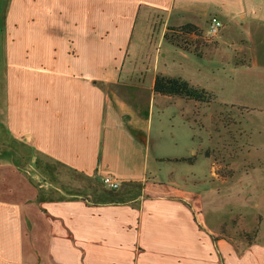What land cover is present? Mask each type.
<instances>
[{
	"label": "crops",
	"instance_id": "0c3cea01",
	"mask_svg": "<svg viewBox=\"0 0 264 264\" xmlns=\"http://www.w3.org/2000/svg\"><path fill=\"white\" fill-rule=\"evenodd\" d=\"M0 14V264H264L261 215L249 241L255 226L224 207L233 194L247 206L248 188L232 192L193 147H150L152 106L164 115L176 98L184 118L193 102L155 94L157 73L216 96L226 78L264 85V0H8ZM211 16L222 27L198 54L164 37L207 32Z\"/></svg>",
	"mask_w": 264,
	"mask_h": 264
},
{
	"label": "rangeland",
	"instance_id": "374dc122",
	"mask_svg": "<svg viewBox=\"0 0 264 264\" xmlns=\"http://www.w3.org/2000/svg\"><path fill=\"white\" fill-rule=\"evenodd\" d=\"M7 1L0 0V13ZM156 25L158 26L157 22ZM174 32L173 29L170 33L176 37L181 47H191L197 54L199 47L195 45V42L200 40L205 44L210 42L209 45L213 43V36L203 32L200 27L193 30L196 35L202 36L200 39L194 38L191 33L186 34V31L176 35ZM156 38L155 35L152 39V47L150 46L152 50L157 44ZM136 40L137 37L134 41ZM194 58L198 61L197 57L194 56ZM0 63H3L1 54ZM219 73L223 74V72ZM141 74L145 78L146 72L141 71ZM226 79L224 82L221 81V85L215 87L220 95H215L209 103L191 102L189 109L185 111L184 118H181L179 113L180 106L181 108L184 106L176 98L172 99L174 105L162 112L164 115L160 113L156 105L152 106L151 153L159 152L165 156L190 155L189 148L193 147L197 155V165L202 169H205L204 163L208 162L204 155L210 156L209 161L214 164L215 173L233 177V182L228 184L231 185L232 192L240 191L242 186L248 188L247 192H251L246 197L247 206L244 205V200L241 201L242 204H237L239 201L234 200L236 196L233 194L232 199L230 197L225 201L224 207L227 210L229 206L233 211L239 210L242 214V227L252 229L261 222L256 217V213L261 215L264 225V184H260L261 187L258 190L255 187V180L262 181L264 178V85L249 83L246 88L236 89ZM148 95L149 91L147 87H144L129 94V97L136 105L138 103L143 106L147 102ZM220 98L231 100L228 103H222L218 100ZM183 119L192 129L193 141L189 140L190 130L182 125ZM166 166L177 167L173 163H168ZM179 166L185 167L184 164ZM239 178H243L242 184L238 182ZM210 185L218 186L217 183L211 182ZM215 196L217 198L216 194ZM261 198H263V204L255 207L254 202ZM215 205H220L219 200H215ZM260 227H263L262 224ZM250 234L252 230L248 234L249 241L254 239ZM261 239L264 240L263 235Z\"/></svg>",
	"mask_w": 264,
	"mask_h": 264
},
{
	"label": "trees",
	"instance_id": "16d2710c",
	"mask_svg": "<svg viewBox=\"0 0 264 264\" xmlns=\"http://www.w3.org/2000/svg\"><path fill=\"white\" fill-rule=\"evenodd\" d=\"M197 26L192 23H185L180 26L168 27L167 33H165L164 37L171 41L176 46H181V44L177 41L175 36H172L170 32L175 30L176 34H181L183 31H186V34H190L195 30ZM195 34V33H194ZM153 92L161 95H168L172 97H178L185 100H192L194 102L199 103H209L214 98L215 94L212 91L206 90L203 87H197L190 84L186 79L177 76H168L164 74L157 73L154 78ZM147 116L146 114H144ZM169 159V158H165ZM174 160H183L180 158H173ZM171 160V159H169ZM258 232V226L253 228L251 237H256ZM249 232L246 233V237L248 238ZM253 239V238H252Z\"/></svg>",
	"mask_w": 264,
	"mask_h": 264
},
{
	"label": "built area",
	"instance_id": "2783aa9c",
	"mask_svg": "<svg viewBox=\"0 0 264 264\" xmlns=\"http://www.w3.org/2000/svg\"><path fill=\"white\" fill-rule=\"evenodd\" d=\"M221 27H222L221 20L217 18L216 16H211L209 18L208 28H207L208 35L209 36L216 35L220 31ZM102 181L106 186L113 188V189L119 186L118 180L111 175H105Z\"/></svg>",
	"mask_w": 264,
	"mask_h": 264
}]
</instances>
